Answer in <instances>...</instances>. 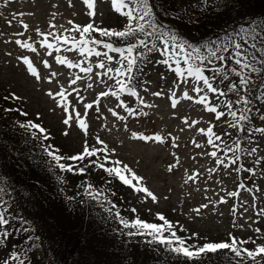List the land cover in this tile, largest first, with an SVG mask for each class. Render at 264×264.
<instances>
[{"label":"snow or ice","instance_id":"1","mask_svg":"<svg viewBox=\"0 0 264 264\" xmlns=\"http://www.w3.org/2000/svg\"><path fill=\"white\" fill-rule=\"evenodd\" d=\"M8 2L10 0H5V4ZM96 2L97 0H82L86 15L90 18L84 26L69 20L68 24L71 25V28L66 29L65 33L61 34L53 31L57 26L50 23L49 31L42 32L39 28L36 29V41H32L31 37L28 39H15L14 41L20 49H24L29 53H38L36 46L38 44L39 49L47 50L48 57H53L55 54L56 64L65 65L68 69L78 70L84 76L90 77L95 69L97 81L105 85L106 90L101 91L96 96L94 103H85L79 88H73L70 93H66L63 88L55 94L49 91L47 95L50 97L55 96L58 100V106L65 113L62 123L69 126L75 120L79 129L87 136L89 111L94 110L97 119H99L100 101L103 97L115 98L117 103L114 107L107 108V111L112 117L125 122V125L129 117L138 119L140 115L147 116L144 109L153 108L154 105L146 103L145 97L141 94V89L144 93H147L149 88L146 85L151 82L138 81L137 74H143V65L151 59L149 54L156 53L158 59L153 62L165 66L176 77L167 90L171 108H177L181 101H191L203 106L208 113L214 114V121H223L226 124L228 131L223 134H217L214 131L216 126L214 122H209V126L206 128L201 127L198 129L206 138V146L209 149L204 154L213 158L217 166V168H209V174H213L218 168H223L231 169L232 172L238 175L247 174L245 179L255 177L257 175L256 165L247 166L241 161L244 156L253 157L259 151L260 146L252 144L254 135L264 136V127L256 126L249 130V122L252 120L250 115L252 100L253 98L264 100V34L257 33L256 26L251 29L241 26L238 31H233L206 43L194 45L178 35L173 29L167 28L158 21L154 12V4L150 3V0H110L112 9L124 18L121 26L122 30L101 28L94 24L97 15ZM69 6L71 7V3H69ZM23 15L24 13H12L11 18L6 21L9 26L14 21L19 22L24 30L23 32L14 33V36H23L29 28V25L23 22ZM261 27L264 28V25H261ZM68 32H77L79 36L66 34ZM92 33H97L100 38L93 37ZM109 37L132 38V42L127 43L125 46H114L111 42H105L104 38ZM61 52H75L80 59L73 61L66 56H62ZM92 57H95L97 61L94 66L91 63ZM17 60L26 66V71L32 77L37 80L40 79V74L34 67L32 60L27 56H18ZM42 63L46 69L51 67L47 59H44ZM56 75V72H51L50 83ZM81 79V75H76L70 80V84L76 85L77 81ZM160 79H166L164 73L160 74ZM221 84L225 87H219ZM182 85L185 87L182 93L178 95ZM92 87V83L87 84V88L91 89ZM70 95H74L78 102L83 104V115L71 104L68 98ZM151 95L153 97H163L166 93L161 88L152 91ZM122 97L131 98L132 104L127 102L126 99H122ZM20 99L21 97L15 93H9L3 97L6 102L19 101ZM133 105H138V107ZM117 109L123 110L126 115H121ZM3 111H17L25 117L28 115L18 107L15 109L7 107ZM261 119H264V113L261 114ZM182 123L192 127L198 121L193 120L189 123L187 117H184ZM19 127L34 130V139L42 141L49 139L46 129L38 123H20ZM234 132L240 135H234ZM67 134L66 132L65 135ZM131 135L134 139L142 142L165 143L164 138L158 134L149 136L132 132ZM225 137L228 139L226 140ZM171 143L173 147H177L175 138H172ZM192 143L197 149L205 147L204 144L195 140ZM245 144L248 147L245 148ZM42 150L50 162L54 163L61 172L87 175L89 174L87 172L88 168L101 169L105 173L106 183H110L112 179H118L123 185L132 189L134 194L143 193L146 197H150L152 201L157 200L156 195L148 187L137 186L142 183V178L133 169L121 160L109 159L111 152L108 145L99 136L95 137L92 145L85 142L82 151L74 152L71 155L54 154L59 150H54L50 145L43 146ZM93 157L95 159H92ZM86 160L87 163H85ZM261 162V158L257 157L256 163ZM173 167V165H169V172L173 170ZM189 179H195V175L189 177ZM236 187L239 190L248 192L251 196L257 221L259 218L264 217V207L257 209L255 206L257 194L261 191V188L256 187L254 189L251 184L239 181ZM82 191L86 197L99 203L101 207L105 204L111 205L105 211L114 214L120 226L129 230L127 232L129 237L146 236L148 237V243L155 240L166 250L182 255L189 260L202 259L209 253L215 254L220 250H227L229 261H232L233 257L238 258L236 264H243L245 259L251 260L253 264L264 261V243L258 244L256 239H241L229 233L228 238L224 241H205L202 244L197 242L188 243V241H195L198 234L192 233L190 235L186 234L184 237L179 236L177 231L173 230V223L169 222L163 214L158 215V220L162 223L147 222L137 216L126 219L121 212H113L118 206L108 200L107 197L99 199L101 190L98 187L94 188L92 184H87L82 187ZM227 197L239 200L240 191H229ZM216 203H227V199L220 196ZM201 208H209V203L194 208L193 211L199 214ZM241 209L247 210V202L243 200H239V204L234 202L231 208L233 217L241 214ZM131 212L135 214L137 210L132 208ZM0 225H8V220L3 211H0ZM233 227L242 226L236 225L234 220ZM165 231L168 232V235H164ZM254 231L258 237L261 235L260 228L257 227ZM4 236L7 237L8 233H4ZM248 243H252L254 247H244ZM2 258L0 257V259ZM11 259L13 261L20 260V264H24L18 255L13 254Z\"/></svg>","mask_w":264,"mask_h":264},{"label":"rangeland","instance_id":"2","mask_svg":"<svg viewBox=\"0 0 264 264\" xmlns=\"http://www.w3.org/2000/svg\"><path fill=\"white\" fill-rule=\"evenodd\" d=\"M96 11L94 24L101 28L114 29V26L124 19L112 9L110 0H97ZM12 13H24L22 19L29 25V28L23 36H14V33L24 31L19 22L14 21L11 26L6 23ZM89 19L82 0H10L6 4L5 0H0V99L3 100L1 97L9 93H15L21 97L19 101L11 102L28 113L26 118L31 122L38 123L45 128L49 137L47 142L56 148L57 146L62 147L65 155L82 151L85 142L92 145L95 137L99 136L108 145L111 152L109 159L121 160L133 169L142 178V183L137 186L148 187L156 195L157 200L152 201L143 193L134 194L133 190L128 187L129 205L135 208L142 217L158 220V215L163 214L184 234H198L196 241L201 243L224 241L229 233L241 239H256L258 244L264 243V217L257 221L251 196L248 192L236 187L239 181L251 184L254 189L261 188L257 194L255 206L257 209L264 207V139H261L258 144L261 147L259 153L242 161L247 166L256 165L257 175L255 177L245 179L247 174L238 175L231 169L223 168H218L210 175L208 169L217 168V166L213 158L204 154L209 149L206 146V138L198 129L206 128L209 122H214L216 125L214 129H217L214 114L208 113L203 106L191 101H181L177 108H171L167 90L176 77L172 72H168L165 66L155 69L153 67L145 74V81L151 83L146 85L149 91L143 92V96L146 103L154 105L153 108L144 109L147 116L140 115L138 119L129 117L125 125V122L112 117L107 111V108L114 107L117 103L115 98L103 97L100 101V118L97 119L94 110L89 111L87 136L79 129L75 120L69 126L62 123L65 113L58 106L57 98L47 95L49 91L55 94L63 88L66 93H70L73 88H79L84 102L94 103L96 96L106 90L105 85L97 81L95 69L90 77L84 76L78 70L56 64L55 54L53 57H48L47 50L39 49L38 44L36 45L38 53H29L20 49L14 41L29 37L32 41H36V29L39 28L42 32L49 31L50 23L57 26L53 31L64 34L66 29L71 28L68 24L69 20L84 26ZM66 34L79 36L77 32ZM60 54L73 61L80 59L75 52H61ZM18 56H27L33 61L34 67L40 74L39 80L26 71V66L17 60ZM44 59L49 61L50 68L43 67ZM96 62V58L92 57L93 66ZM53 71L57 75L51 79L50 83L49 78ZM161 73L166 76L165 80L160 79ZM76 75H81L82 79L77 81L76 85H71L70 80ZM88 83L93 84L91 89L87 88ZM184 87V85L181 86L178 95L182 93ZM161 88L165 90V96L153 97L151 95L152 91ZM68 98L83 115V104L78 102L74 95ZM122 99L132 104L131 98L122 97ZM133 106L138 107V105ZM117 111L121 115H126L121 109ZM184 117H187L189 123L193 120L198 123L189 127L182 123ZM214 131L217 133L218 130ZM66 132L67 135H65ZM132 132L149 136L158 134L164 138L165 143L142 142L134 139ZM172 138H175L177 147L172 146ZM193 140L204 144L205 147L197 149L192 143ZM257 157L261 158V163H256ZM170 164L174 166L171 172L168 170ZM194 175L195 179H189ZM233 190L240 191L239 200L247 202V210L241 209V214L236 217H233L231 208L234 202L239 204V200L227 197V192ZM220 196H224L227 203H216ZM205 203H209V208H201L199 214L193 211L194 208ZM234 220L236 225L242 227H233ZM257 227L261 229L259 237L254 231ZM2 239L6 238L0 233V257H3L0 259V264H9L8 256L2 253L3 247L7 246ZM2 241H4L3 244ZM244 246L254 247L252 243Z\"/></svg>","mask_w":264,"mask_h":264},{"label":"trees","instance_id":"3","mask_svg":"<svg viewBox=\"0 0 264 264\" xmlns=\"http://www.w3.org/2000/svg\"><path fill=\"white\" fill-rule=\"evenodd\" d=\"M150 3L154 4V12L161 24L194 45L238 31L241 26L248 29L256 26L257 33L264 34L261 27L264 25V0H150ZM123 20L113 30H122ZM92 36L100 38L97 33ZM104 40L114 46L132 42V38L109 37ZM149 55L151 59L143 65V74H137L138 81H145V74L153 67L163 66L153 62L158 59L156 53ZM7 107L17 108L11 101L0 99V211L8 220V225H0V233L3 236L8 233L7 237L4 236L6 239H2L7 244L2 253L8 256L9 264H20V260L11 259L13 254L18 255L24 264H236L238 258L229 261L227 250L189 260L166 250L155 240L148 243L146 236L129 237V230L120 226L114 214L105 211L111 205L101 207L86 197L82 191L84 185L98 187L101 190L99 199L107 197L118 206L113 212H121L126 219L137 216L147 222H162L144 218L137 212L133 214L128 187L118 179L106 183L101 169L88 168L87 175L61 172L42 149L50 145L59 150L54 154L65 155L64 149L34 139V130L19 127L20 123L31 122L30 119L17 111L4 112ZM251 109L249 130L264 127V119H261L264 100L253 98ZM216 123L218 128L214 130H218L217 134L228 131L223 121ZM234 135L240 134L234 132ZM261 139L264 136L255 134L252 144L258 145ZM243 160L248 157L244 156ZM173 230L181 237L186 235L177 225ZM164 235L168 232L165 231ZM193 242L201 243L188 241ZM243 264L253 262L245 259Z\"/></svg>","mask_w":264,"mask_h":264}]
</instances>
